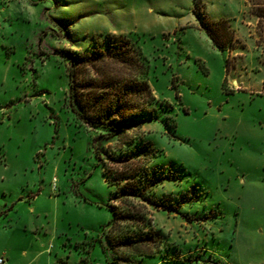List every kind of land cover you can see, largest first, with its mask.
Returning a JSON list of instances; mask_svg holds the SVG:
<instances>
[{
	"label": "rangeland",
	"instance_id": "374dc122",
	"mask_svg": "<svg viewBox=\"0 0 264 264\" xmlns=\"http://www.w3.org/2000/svg\"><path fill=\"white\" fill-rule=\"evenodd\" d=\"M220 21L230 34L212 25ZM105 33L136 44L157 100V119L122 135L152 145L148 166L161 176L150 195L159 206L145 208L158 239L136 263L264 264V6L0 0L2 264H105L113 188L100 163L113 165L104 155L99 162V132L69 105L65 55ZM119 69L127 73L104 71L123 76ZM97 74L81 68L78 80Z\"/></svg>",
	"mask_w": 264,
	"mask_h": 264
},
{
	"label": "trees",
	"instance_id": "16d2710c",
	"mask_svg": "<svg viewBox=\"0 0 264 264\" xmlns=\"http://www.w3.org/2000/svg\"><path fill=\"white\" fill-rule=\"evenodd\" d=\"M247 2L258 8L264 6V0ZM253 15L259 28L262 16L254 12ZM212 25L225 26L230 34L226 21ZM257 31L261 36V31ZM206 33L214 47H225L214 30L208 28ZM91 41V47L84 52L65 54L68 102L81 125L99 132L94 138L99 162L104 155L113 165V169L108 170L103 162L100 163L107 184L113 188L107 205L111 219L108 230L103 234L108 242V246H102L105 264H137L135 258L151 255L152 252L147 253L146 250L158 239L145 208H158L159 204L150 195L161 176L159 171L148 166L155 152L152 145L139 137L122 140V135L130 128L141 127L147 120L157 119V100L148 84L147 67L140 57L139 48L128 35L105 33L102 39L93 36ZM105 66H122L127 73L119 69L117 72L123 76L119 74L116 77L106 73ZM88 67L96 69L99 74L80 82L81 68ZM112 142H116L112 150H103L104 145ZM133 145H138L139 149H131ZM144 155H147V160L140 157ZM138 159L143 164L140 165Z\"/></svg>",
	"mask_w": 264,
	"mask_h": 264
},
{
	"label": "built area",
	"instance_id": "2783aa9c",
	"mask_svg": "<svg viewBox=\"0 0 264 264\" xmlns=\"http://www.w3.org/2000/svg\"><path fill=\"white\" fill-rule=\"evenodd\" d=\"M3 263V261H2V259H0V264H2Z\"/></svg>",
	"mask_w": 264,
	"mask_h": 264
}]
</instances>
